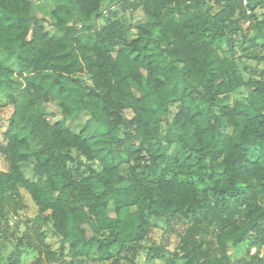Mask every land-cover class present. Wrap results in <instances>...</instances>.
Here are the masks:
<instances>
[{"label":"trees","instance_id":"16d2710c","mask_svg":"<svg viewBox=\"0 0 264 264\" xmlns=\"http://www.w3.org/2000/svg\"><path fill=\"white\" fill-rule=\"evenodd\" d=\"M46 1L39 17L29 0H0V67L21 80L0 142V211L23 190L71 259L134 255L153 218H178L191 221L183 264H262L257 252L229 262L226 250L264 244V67L236 51L263 42L244 23L264 0ZM237 92L243 103L229 107ZM212 226L216 256L202 249Z\"/></svg>","mask_w":264,"mask_h":264},{"label":"rangeland","instance_id":"374dc122","mask_svg":"<svg viewBox=\"0 0 264 264\" xmlns=\"http://www.w3.org/2000/svg\"><path fill=\"white\" fill-rule=\"evenodd\" d=\"M32 4L33 15L41 16L42 14L50 11L49 4L46 0H29ZM63 4L68 8L73 5L72 0H63ZM114 4V0H104L101 4V10H105L109 5ZM110 13H114L115 9L109 10ZM108 12V11H107ZM264 10L257 8L254 11V19L245 20V26L249 28L250 36H262L264 34V24H261ZM116 17L122 18L123 23L128 20V14L124 13L122 9L115 12ZM140 15L141 13H136ZM248 14V13H247ZM39 16V17H40ZM257 25V27H256ZM45 28L54 32L50 27ZM132 33H130L131 35ZM257 41V46L252 47L248 51H242L239 45H236V51L241 54V62L244 60L259 69L264 67V40L261 45ZM255 55L253 59V55ZM244 59V60H243ZM2 68H7V61L0 59ZM0 67V142L3 141V134L6 130L8 119L14 112L12 105L13 96H15L20 87L21 80L16 74H8ZM242 69V66L240 67ZM82 83L85 84L87 76H80ZM229 107L236 106L243 103V96L237 93H231L225 99ZM55 105L50 103L47 107V111L50 113L56 112ZM174 112V111H173ZM50 119V117H48ZM48 119V120H49ZM78 122V130L84 128L85 119H79L71 122V124ZM97 124L92 123L88 126L85 136H92V129H95ZM161 132H165V125L161 124ZM123 134V133H122ZM125 162V157L121 156L120 160ZM70 168L74 169L76 164H69ZM125 166V165H123ZM94 167L99 170L100 168L95 163ZM22 174L32 180L33 171L32 163L27 162L20 164ZM6 171V163L3 156L0 154V172ZM83 171V168H80ZM208 174V171L204 172ZM211 186L209 181H205L203 184H199L198 188L201 190L205 187ZM240 189H244L239 185ZM254 190L258 195H262V192L254 187ZM12 202L5 204L3 211H0V264H165L167 260L175 258L176 264H183L184 260L179 259L180 253L176 252L179 245V234H183L191 224L181 219H174L166 221L165 219L153 218L151 220V228L149 235L136 247L134 255L131 250H118L114 248L112 250L113 259L108 262L93 261L86 258L71 259L67 255L66 248L61 249L60 237L54 232L52 222L49 218V213H41L34 203L30 200L27 193L19 189L16 197H12ZM239 221V220H238ZM68 226H73L72 219L69 220ZM219 229L218 226L211 227V234L206 236V242L202 246L204 249L209 246L213 250V255H219L216 251L217 245L215 243L214 234ZM259 245L251 243L250 240L243 242L237 246H232L227 243L226 256L229 262L235 261H248L253 254H256ZM219 249V248H218Z\"/></svg>","mask_w":264,"mask_h":264},{"label":"built area","instance_id":"2783aa9c","mask_svg":"<svg viewBox=\"0 0 264 264\" xmlns=\"http://www.w3.org/2000/svg\"><path fill=\"white\" fill-rule=\"evenodd\" d=\"M242 3H243V5H245L246 0H242ZM263 210H264V205H263ZM257 257L262 262V264H264V244L257 251Z\"/></svg>","mask_w":264,"mask_h":264}]
</instances>
